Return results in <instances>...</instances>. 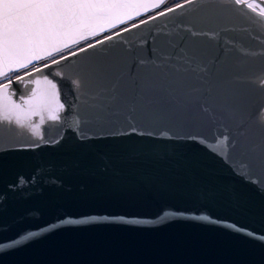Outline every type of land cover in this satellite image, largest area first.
<instances>
[{"label":"water","instance_id":"water-1","mask_svg":"<svg viewBox=\"0 0 264 264\" xmlns=\"http://www.w3.org/2000/svg\"><path fill=\"white\" fill-rule=\"evenodd\" d=\"M179 11L155 20L149 19L156 15L152 14L142 19L147 21L143 24L137 21L136 28L103 47L118 54L117 63L131 64L136 56L149 54L145 42L171 31ZM232 19L248 26L238 16ZM203 54L215 55L212 50ZM78 59L62 62L63 76L54 75L56 66L34 74L41 80L47 75L65 105L60 121L48 120L45 113L41 125L46 139L60 142L43 144L30 133L0 139V264H264V242L227 226L264 235V174L239 165L212 137L188 139L179 128L169 132L171 138L161 135L167 129L148 123L136 133L121 126L120 136L101 132L108 138L78 139L84 97L69 71ZM11 90L17 103L32 90L49 99L51 94L43 83H13ZM39 119L33 116L32 123ZM235 119L259 138L264 131V97L245 96ZM32 143L41 146H23ZM202 215L216 223L196 219ZM90 217L146 222H64ZM30 233L38 235L24 240ZM5 244L11 247L5 249Z\"/></svg>","mask_w":264,"mask_h":264},{"label":"snow or ice","instance_id":"snow-or-ice-1","mask_svg":"<svg viewBox=\"0 0 264 264\" xmlns=\"http://www.w3.org/2000/svg\"><path fill=\"white\" fill-rule=\"evenodd\" d=\"M162 6L163 10L149 19L180 10L172 19L171 31L157 41L145 42L149 44L147 56L138 55L131 64L117 63L118 54L103 46L138 25L104 33ZM233 16L248 26L234 23ZM253 21L264 28V0H182L174 6H168V0H0V139L30 133L43 144L60 142L46 139L41 125L45 113L48 120L60 121L65 105L59 101L57 85L47 75L41 80L34 74L56 66L54 75L63 76L62 62L79 58L69 70L75 77L74 87L84 97L78 139L120 136L123 133L117 130L121 126L136 133L148 123L167 129L161 135L171 138L169 132L179 128L186 131L188 139L212 137L239 165L264 174V131L254 138L246 125L235 119L245 96L264 97V31H258ZM205 50L215 55L208 58ZM82 53L88 55L81 57ZM19 82L49 86L50 99L32 90L27 99L21 95L17 103L11 89ZM33 116H39V123H32ZM89 132L97 134L90 136ZM101 132H107L108 137L99 135ZM20 184L25 181L21 179ZM260 191L264 192V185ZM196 219L216 223L208 215ZM97 220L146 222L124 217L64 222ZM227 226L264 242V235L256 236L235 224ZM37 235L30 233L23 239ZM8 247L11 245H3Z\"/></svg>","mask_w":264,"mask_h":264},{"label":"flooded vegetation","instance_id":"flooded-vegetation-1","mask_svg":"<svg viewBox=\"0 0 264 264\" xmlns=\"http://www.w3.org/2000/svg\"><path fill=\"white\" fill-rule=\"evenodd\" d=\"M176 2H182V0H168V6H174V4ZM250 2H252V0H250ZM258 2V0H257ZM163 10V6L160 8V9H150L148 12H142L141 15L139 17H134L133 20L131 21H126L124 25H119L117 26V29H113V30H108L106 33L104 34H110L112 31H116V30H119V28H122V27H128L130 24H133L137 21H140L148 16H151L152 14H155L159 11H162ZM102 34V35H104ZM100 37H97V38H90L91 39H99ZM44 63V61L41 62V64ZM22 74V73H20Z\"/></svg>","mask_w":264,"mask_h":264}]
</instances>
